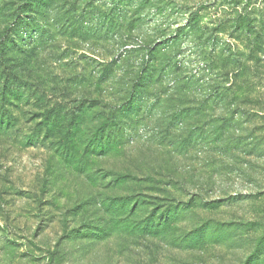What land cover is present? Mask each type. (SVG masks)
<instances>
[{
    "label": "rangeland",
    "instance_id": "obj_1",
    "mask_svg": "<svg viewBox=\"0 0 264 264\" xmlns=\"http://www.w3.org/2000/svg\"><path fill=\"white\" fill-rule=\"evenodd\" d=\"M0 264H264V0H0Z\"/></svg>",
    "mask_w": 264,
    "mask_h": 264
}]
</instances>
